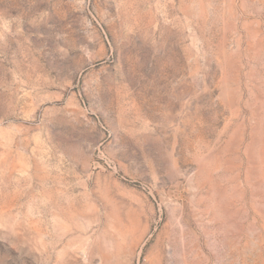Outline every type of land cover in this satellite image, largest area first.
Masks as SVG:
<instances>
[{
	"label": "rangeland",
	"instance_id": "1",
	"mask_svg": "<svg viewBox=\"0 0 264 264\" xmlns=\"http://www.w3.org/2000/svg\"><path fill=\"white\" fill-rule=\"evenodd\" d=\"M0 264H264V0H0Z\"/></svg>",
	"mask_w": 264,
	"mask_h": 264
}]
</instances>
